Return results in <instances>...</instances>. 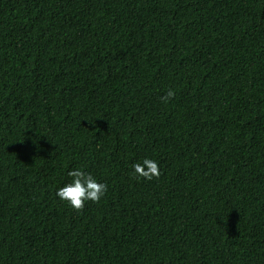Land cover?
Returning a JSON list of instances; mask_svg holds the SVG:
<instances>
[{
	"label": "trees",
	"instance_id": "obj_1",
	"mask_svg": "<svg viewBox=\"0 0 264 264\" xmlns=\"http://www.w3.org/2000/svg\"><path fill=\"white\" fill-rule=\"evenodd\" d=\"M0 264H264V0H0Z\"/></svg>",
	"mask_w": 264,
	"mask_h": 264
},
{
	"label": "clouds",
	"instance_id": "obj_2",
	"mask_svg": "<svg viewBox=\"0 0 264 264\" xmlns=\"http://www.w3.org/2000/svg\"><path fill=\"white\" fill-rule=\"evenodd\" d=\"M174 95V90L169 89L161 99L166 102ZM145 166L146 171L144 170ZM132 167L135 175L146 179H152L153 176L159 175L157 162L149 158L142 159ZM66 175L69 179L56 190V196L75 210L82 209L88 201L93 203L100 201L107 191L106 184L98 182L94 176L82 168H73L67 171Z\"/></svg>",
	"mask_w": 264,
	"mask_h": 264
}]
</instances>
